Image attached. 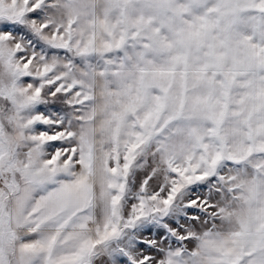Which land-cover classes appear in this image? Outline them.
I'll list each match as a JSON object with an SVG mask.
<instances>
[{
  "label": "snow or ice",
  "instance_id": "1",
  "mask_svg": "<svg viewBox=\"0 0 264 264\" xmlns=\"http://www.w3.org/2000/svg\"><path fill=\"white\" fill-rule=\"evenodd\" d=\"M0 264H264V0H0Z\"/></svg>",
  "mask_w": 264,
  "mask_h": 264
},
{
  "label": "rangeland",
  "instance_id": "2",
  "mask_svg": "<svg viewBox=\"0 0 264 264\" xmlns=\"http://www.w3.org/2000/svg\"><path fill=\"white\" fill-rule=\"evenodd\" d=\"M202 191V190H201ZM195 195H196V193H194V198H195Z\"/></svg>",
  "mask_w": 264,
  "mask_h": 264
}]
</instances>
